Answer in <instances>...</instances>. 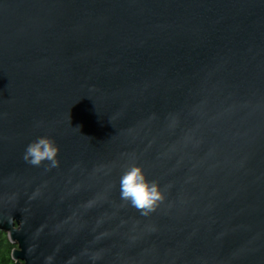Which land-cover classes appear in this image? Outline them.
Returning a JSON list of instances; mask_svg holds the SVG:
<instances>
[{"label":"water","instance_id":"obj_1","mask_svg":"<svg viewBox=\"0 0 264 264\" xmlns=\"http://www.w3.org/2000/svg\"><path fill=\"white\" fill-rule=\"evenodd\" d=\"M0 232L15 264H264V0H0Z\"/></svg>","mask_w":264,"mask_h":264},{"label":"clouds","instance_id":"obj_2","mask_svg":"<svg viewBox=\"0 0 264 264\" xmlns=\"http://www.w3.org/2000/svg\"><path fill=\"white\" fill-rule=\"evenodd\" d=\"M58 151L54 140L41 136L26 145L22 158L32 166H40L47 161L52 167H56ZM119 193L122 200L140 210L142 215L154 211L164 199L159 185L155 181H149L143 169L136 164H130L120 176Z\"/></svg>","mask_w":264,"mask_h":264},{"label":"trees","instance_id":"obj_3","mask_svg":"<svg viewBox=\"0 0 264 264\" xmlns=\"http://www.w3.org/2000/svg\"><path fill=\"white\" fill-rule=\"evenodd\" d=\"M16 248L5 234L0 233V264H15L12 259V250Z\"/></svg>","mask_w":264,"mask_h":264},{"label":"rangeland","instance_id":"obj_4","mask_svg":"<svg viewBox=\"0 0 264 264\" xmlns=\"http://www.w3.org/2000/svg\"><path fill=\"white\" fill-rule=\"evenodd\" d=\"M0 233H1L2 235H3V234H5V237H6V235H7V234H6V233H4V232H3V233H2V232H0ZM7 238H8V237H7ZM8 240H9V239H8ZM9 241H10V240H9ZM10 242H11V241H10ZM11 243H12V242H11ZM12 244H13V243H12ZM14 245H15V244H14ZM15 246H16V245H15Z\"/></svg>","mask_w":264,"mask_h":264}]
</instances>
